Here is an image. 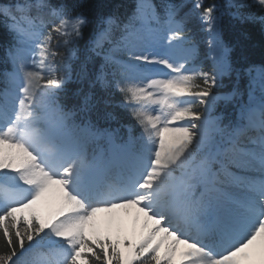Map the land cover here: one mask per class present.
I'll return each mask as SVG.
<instances>
[{
	"label": "snow or ice",
	"instance_id": "snow-or-ice-1",
	"mask_svg": "<svg viewBox=\"0 0 264 264\" xmlns=\"http://www.w3.org/2000/svg\"><path fill=\"white\" fill-rule=\"evenodd\" d=\"M89 7L0 0V264H264V0ZM113 90L139 135L93 120Z\"/></svg>",
	"mask_w": 264,
	"mask_h": 264
},
{
	"label": "trees",
	"instance_id": "trees-1",
	"mask_svg": "<svg viewBox=\"0 0 264 264\" xmlns=\"http://www.w3.org/2000/svg\"><path fill=\"white\" fill-rule=\"evenodd\" d=\"M87 2L91 7L84 9V11L89 15L93 23L85 30L86 33L94 26L95 19L99 15H108L112 12H116L117 14L123 13L124 8H117V5H123L127 0H87ZM174 2H179V0H174ZM213 2L223 4L224 0H205L206 4ZM225 21H227V17H225ZM247 30L249 38L243 45L244 59L240 61L237 66L246 67L249 64L264 65V28H262L259 23H256L248 25ZM8 38L9 37L3 29L2 23H0V41H4ZM237 56H239V52L237 53ZM234 80V75L232 77H224V86L218 90V94L231 91ZM247 83V77H242L240 80V88L245 92L244 98L246 97ZM0 87H3V84H0ZM78 87L79 85L75 81H69L65 86V91L59 94V102L66 109H75L78 105V98L74 95ZM105 99L107 100V104L105 105L103 102L101 103L99 115L103 116L105 113H110L111 116L108 119H97V114L94 112L92 118L98 123V126L110 130L119 129L117 135L124 138H127L129 135L128 127H133V134L137 133V127L134 126V121L129 117L128 110L121 107L123 97L119 91L113 90L112 94L106 96ZM222 112L227 116L228 113L231 112V105L225 107L223 102L218 104L214 114L217 113V115H219ZM80 119L81 114L77 112V122H79ZM225 122H227V120H225ZM92 146L94 145L92 144L90 148H93Z\"/></svg>",
	"mask_w": 264,
	"mask_h": 264
},
{
	"label": "rangeland",
	"instance_id": "rangeland-1",
	"mask_svg": "<svg viewBox=\"0 0 264 264\" xmlns=\"http://www.w3.org/2000/svg\"><path fill=\"white\" fill-rule=\"evenodd\" d=\"M246 98H247V96H246ZM139 133H140V129L137 127V133H135V135H139ZM99 141H101V140H99ZM41 211L46 213L47 209H41ZM99 215L101 217H103L105 214H99ZM129 224H130V220H129Z\"/></svg>",
	"mask_w": 264,
	"mask_h": 264
}]
</instances>
